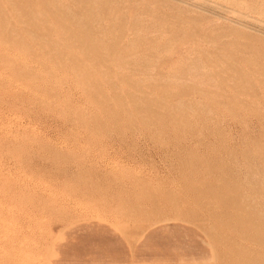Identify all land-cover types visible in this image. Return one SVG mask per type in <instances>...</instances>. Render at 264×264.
I'll return each mask as SVG.
<instances>
[{"label": "rangeland", "instance_id": "374dc122", "mask_svg": "<svg viewBox=\"0 0 264 264\" xmlns=\"http://www.w3.org/2000/svg\"><path fill=\"white\" fill-rule=\"evenodd\" d=\"M169 1L0 0V264H264V10Z\"/></svg>", "mask_w": 264, "mask_h": 264}, {"label": "bare ground", "instance_id": "6f19581e", "mask_svg": "<svg viewBox=\"0 0 264 264\" xmlns=\"http://www.w3.org/2000/svg\"><path fill=\"white\" fill-rule=\"evenodd\" d=\"M47 1H49V0H47ZM108 1H110V0H108ZM169 1V0H168ZM188 1V0H187ZM202 3H203V5H205V4H207V5H215V6H217V4H215V3H213V2H211V0H200ZM233 2H232V4L233 5H237L238 3H242V4H244L246 7H248V8H250V9H253V10H256V11H263L264 10V2L262 1V0H232ZM10 2V1H9ZM73 2V1H72ZM79 2V1H78ZM87 2H89V1H87ZM101 2V1H100ZM118 2V1H117ZM135 2H137V1H135ZM157 2H158V0H157ZM169 2H171V1H169ZM194 2V1H193ZM26 3V2H25ZM61 3V2H60ZM80 3V2H79ZM97 3V2H96ZM104 3H106V0H104ZM108 3V2H107ZM145 3H147V2H145ZM166 3V2H165ZM164 3V4H165ZM190 3V2H189ZM205 3V4H204ZM1 4V3H0ZM136 4V3H135ZM137 4H138V2H137ZM163 3H162V5H164ZM167 4V3H166ZM170 4V3H169ZM28 5V4H27ZM78 5V4H77ZM97 5V4H96ZM146 5V4H145ZM156 5V4H155ZM161 5V6H162ZM172 5V4H171ZM196 5V4H195ZM24 6V5H23ZM98 6V5H97ZM96 6V7H97ZM105 6V5H104ZM109 6H110V4H109ZM147 6V5H146ZM160 6V5H159ZM177 6H178V4H177ZM196 6H198V5H196ZM9 7V6H8ZM19 7H21V6H19ZM29 7V6H28ZM27 7V8H28ZM103 7V6H102ZM156 7H157V5H156ZM164 7V6H163ZM162 7V8H163ZM167 7V6H166ZM203 7V6H202ZM208 7V6H207ZM218 7H222V6H220V5H218ZM26 8V7H25ZM71 8V7H70ZM69 8V9H70ZM85 8H87V7H85ZM92 8H93V6H92ZM105 7H103V9H104ZM151 8V7H150ZM161 8V9H162ZM179 8H183L184 9V7H180V5H179ZM195 8H197V7H195ZM212 8V7H211ZM73 9V8H72ZM106 9V8H105ZM175 9V8H174ZM189 9V8H188ZM206 9V8H205ZM74 10H76V9H74ZM84 10V9H83ZM90 10V9H89ZM116 10H118V9H116ZM147 10V9H146ZM152 10V9H151ZM193 10V9H192ZM192 10H190V11H192ZM55 11V10H54ZM87 11V10H86ZM100 11H101V9H100ZM149 11V10H148ZM160 11V10H159ZM167 11V10H166ZM174 11H178V10H174ZM173 11V13H175ZM186 11H187V8H186ZM185 11V12H186ZM189 11V10H188ZM214 11H216V10H214ZM220 11V10H219ZM228 11L229 12H231V13H236L237 12V10H235L234 9V7H231V8H229L228 9ZM76 12V11H75ZM121 12V11H120ZM180 12V11H179ZM198 12V11H197ZM211 12V11H210ZM213 12V11H212ZM55 14H57L58 16L61 14L60 12L58 13V12H54ZM85 13V12H84ZM104 13H105V11H104ZM162 13H164V12H162ZM161 13V14H162ZM183 13V12H182ZM199 13V12H198ZM219 13V12H218ZM256 13H258V12H256ZM78 14V13H77ZM86 14V13H85ZM94 14V13H93ZM98 14V13H97ZM115 14V13H114ZM151 14V13H150ZM149 14V15H150ZM164 14H166V13H164ZM168 14V13H167ZM220 14V13H219ZM226 14V13H225ZM259 14V13H258ZM81 15V14H80ZM92 15V14H91ZM101 15V14H100ZM181 15V14H180ZM185 15V14H184ZM187 15V14H186ZM193 15V14H192ZM205 15V14H204ZM215 15V14H214ZM8 16V15H7ZM78 16V15H77ZM88 16V15H87ZM114 16V15H113ZM116 16V15H115ZM123 16H124V14H123ZM152 16V15H151ZM167 16V15H166ZM189 16V15H188ZM226 16V15H225ZM3 17V16H2ZM70 17V16H69ZM91 17V16H90ZM125 17V16H124ZM160 17V16H159ZM184 17V16H183ZM192 17V16H191ZM190 17V18H191ZM204 17V16H203ZM211 17V16H210ZM209 17V18H210ZM220 17V16H219ZM234 17V16H233ZM5 18V17H4ZM86 18V17H85ZM98 18V17H97ZM120 18V17H119ZM156 18H157V15H156ZM174 18V17H173ZM178 18V17H177ZM180 18V17H179ZM186 18V17H185ZM189 18V19H190ZM194 18H196V17H194ZM200 18V17H199ZM8 19V18H7ZM6 19V20H7ZM69 19V18H68ZM92 19H93V17H92ZM175 19V18H174ZM187 19V18H186ZM198 19V18H197ZM196 19V20H197ZM233 19V18H232ZM94 20V19H93ZM106 20V19H105ZM190 20H192V19H190ZM199 20V19H198ZM215 20V19H214ZM219 20V19H218ZM239 20H242V19H239ZM9 21V20H8ZM102 21V20H101ZM120 21V20H119ZM122 21V20H121ZM194 21V20H193ZM205 21V20H204ZM237 21V20H236ZM245 21V20H244ZM34 22V21H33ZM88 22V21H87ZM86 22V23H87ZM91 22V21H90ZM115 22V21H114ZM179 22V21H178ZM195 22H200V20L199 21H195ZM210 22V21H209ZM1 23V22H0ZM63 23V22H62ZM120 23V22H119ZM122 23V22H121ZM125 23V22H124ZM127 23V22H126ZM247 23V22H246ZM90 24V23H89ZM123 24V23H122ZM180 24V23H179ZM201 24V23H200ZM253 24V23H252ZM95 25V24H94ZM149 25V24H148ZM79 26V25H78ZM83 26V25H82ZM193 26V25H192ZM62 27V26H61ZM75 27V26H74ZM102 27V26H101ZM122 27V26H121ZM234 27V26H233ZM123 28H124V25H123ZM220 28V27H219ZM223 28V27H222ZM225 28H227V27H225ZM254 28H256V27H254ZM82 29H84V31L83 30H81L83 33H85V34H89L90 33V28L88 27V26H86L85 28H82ZM240 29V28H239ZM115 30H116V28H115ZM125 30V29H124ZM217 30V29H216ZM220 30V29H219ZM259 30V29H258ZM140 31V30H139ZM198 31V30H197ZM197 31H195V32H197ZM263 31V30H262ZM32 32L34 33L35 32V30H32ZM223 32V31H222ZM226 32V31H225ZM246 32V31H245ZM93 33V32H92ZM210 33V32H209ZM221 33V32H220ZM122 34V33H121ZM224 34V33H223ZM39 35V34H38ZM129 35V34H128ZM255 35V34H254ZM67 36V35H66ZM208 36H209V34H208ZM216 36V35H215ZM242 36V35H241ZM0 37H2V36H0ZM45 37V36H44ZM120 37V36H119ZM118 37V38H119ZM128 37V36H127ZM121 38H123V37H121ZM244 38V37H243ZM263 38V37H262ZM39 39V38H38ZM75 39H77V38H75ZM215 39H216V37H215ZM234 39V38H233ZM248 39H249V37H248ZM18 40V39H17ZM71 40V39H70ZM80 40V39H79ZM85 40V39H84ZM83 40V41H84ZM214 40V39H213ZM235 40H236V38H235ZM263 40V39H262ZM38 41V40H37ZM65 41H67V40H65ZM72 41V40H71ZM99 41V40H98ZM220 40H218V42H219ZM61 42V41H60ZM118 44V43H117ZM121 44V43H120ZM253 44V43H252ZM112 45V44H111ZM225 46V45H224ZM254 46V45H253ZM257 46V45H256ZM118 48V47H117ZM79 49V48H78ZM84 49V48H83ZM242 49V48H241ZM95 52H97L96 50H94ZM82 52V51H81ZM103 52V51H102ZM109 52V51H108ZM177 52V51H176ZM211 52V51H210ZM214 52V51H213ZM231 52V51H230ZM80 53V52H79ZM246 53V52H245ZM251 53V52H250ZM96 54V53H95ZM85 55V54H84ZM223 57V56H222ZM108 58V57H107ZM245 58V57H244ZM99 60V59H98ZM237 60V59H236ZM131 61V60H130ZM249 61V60H248ZM252 61V60H251ZM192 62V61H191ZM197 68V67H196ZM214 68V67H213ZM232 68V67H231ZM238 70V69H237ZM158 72V71H157ZM221 72V71H220ZM182 74V73H181ZM225 79V78H224ZM236 79V78H235ZM237 79H238V77H237ZM235 82V81H234ZM230 85V84H229ZM252 86V85H251ZM254 86V85H253ZM193 89V88H192ZM251 89V88H250ZM181 92V91H180ZM175 106V105H174ZM220 128V127H219ZM136 130V129H135ZM263 136V135H262ZM256 141V140H255ZM261 142H262V140H261ZM257 151V150H256ZM252 152V151H251ZM263 153V152H262ZM251 154H253V153H251ZM246 155V154H245ZM263 155V154H262ZM255 156V155H254ZM261 156V155H260ZM260 159H261V157H260ZM259 160V159H258ZM262 161H264V160H262ZM207 164V163H206ZM259 167V166H258ZM215 168V167H214ZM217 168V167H216ZM227 168H229V167H227ZM218 169V168H217ZM259 170V169H258ZM222 171V170H221ZM226 171V170H225ZM232 172V171H231ZM236 173V172H235ZM257 173V172H256ZM254 174H255V172H254ZM250 176V175H249ZM255 176V175H254ZM232 177V176H231ZM261 177V176H260ZM263 177V176H262ZM240 178V177H239ZM220 180H221V178H220ZM224 180H227L226 178L224 179ZM231 180H233V179H231ZM241 180V179H240ZM239 180V181H240ZM249 180V179H248ZM264 180V179H263ZM228 181H230V180H227V181H225V182H228ZM254 181H256V179L254 180ZM241 182H243V181H241ZM251 182H252V180H251ZM228 183H230L231 184V182H228ZM227 183V184H228ZM235 183V182H234ZM234 183H232L233 185H231V186H234V185H236V183L234 184ZM247 183V182H246ZM252 183H255V182H252ZM230 184H229V186H230ZM240 184V183H239ZM243 184V183H242ZM248 185H249V181H248V183H247ZM258 185H259V183H258ZM237 187H239L238 185H236ZM235 186V187H236ZM242 186V185H241ZM235 187L233 188V189H235ZM226 188V187H225ZM240 188L241 187H239V192L241 191L240 190ZM245 188V187H244ZM252 188H253V186H252ZM231 189V188H230ZM262 190H263V188H261ZM212 190V189H211ZM225 190V189H224ZM253 190V189H252ZM226 191V190H225ZM250 192V191H249ZM264 192V191H263ZM229 193V192H228ZM233 193H235V192H233ZM243 193V192H242ZM241 193V194H242ZM252 196H253V194H252ZM262 196H263V194H262ZM247 197H248V195H247ZM257 197V196H256ZM242 199L244 198L243 196L241 197ZM228 199V198H227ZM241 199V200H242ZM245 199H246V197H245ZM221 200V199H220ZM235 200V199H234ZM233 200V201H234ZM262 200V199H261ZM246 201V200H245ZM262 201H264V200H262ZM247 202H250V201H248L247 200ZM253 203V202H252ZM251 202H250V204H252ZM255 203V202H254ZM263 203V202H262ZM246 204V203H245ZM250 204H249V206H250ZM255 204H257V203H255ZM260 204V203H259ZM231 205V204H230ZM253 206H254V204H252ZM261 205V204H260ZM259 205V206H260ZM263 205V204H262ZM261 205V206H262ZM243 206V205H242ZM241 206V207H242ZM248 206V207H249ZM252 206V207H253ZM256 206V205H255ZM261 206L258 208V209H255V210H260V208H261ZM264 206V205H263ZM244 207V206H243ZM254 208V207H253ZM263 208V207H262ZM249 209V208H248ZM242 210V209H241ZM263 210H264V208H263ZM262 210V211H263ZM248 211V210H247ZM254 211V210H253ZM261 211V210H260ZM249 213V212H248ZM256 213H257V211H256ZM242 215V214H241ZM248 215V214H247ZM260 215H261V212H260ZM236 216V215H235ZM245 216V215H244ZM262 216V215H261ZM246 218H248V217H246ZM250 218V217H249ZM251 218H252V216H251ZM261 218H263V216L261 217ZM223 219V218H222ZM264 220V219H263ZM261 221V220H260ZM259 221V222H260ZM261 223V222H260ZM256 224V223H255ZM258 224V223H257ZM263 224H264V222H263ZM226 225V224H225ZM257 226V225H256ZM247 230H248V228H247ZM261 234V233H260ZM250 262V261H249ZM254 264H255V262H253ZM262 263V262H261Z\"/></svg>", "mask_w": 264, "mask_h": 264}]
</instances>
